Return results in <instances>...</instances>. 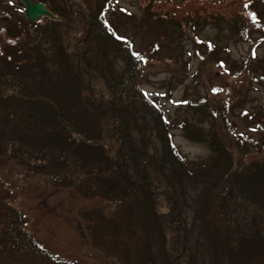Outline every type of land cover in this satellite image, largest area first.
<instances>
[{
    "label": "trees",
    "instance_id": "1",
    "mask_svg": "<svg viewBox=\"0 0 264 264\" xmlns=\"http://www.w3.org/2000/svg\"><path fill=\"white\" fill-rule=\"evenodd\" d=\"M40 1L55 16L36 25L50 44L18 38L23 25L14 27L11 38L24 41V48L7 51L0 44V168L12 163L30 178L96 199L80 216L104 264H191L188 211L199 217L208 245L228 264H264V122L254 126L262 139L239 129L231 118L230 89L222 105L193 101L192 109L209 125L203 130L185 120L181 127L188 139L205 142L211 157L186 161L172 147L158 107L137 83L145 58L100 22L97 5L83 19L69 6ZM199 2L175 3L197 13ZM232 7L230 20L248 21L233 25L244 38L255 12L247 0L240 9L234 0ZM117 57L122 66L115 64ZM219 63L223 67L225 59ZM12 198L10 185L0 178V264H75L25 230ZM155 249L164 250V262Z\"/></svg>",
    "mask_w": 264,
    "mask_h": 264
},
{
    "label": "rangeland",
    "instance_id": "2",
    "mask_svg": "<svg viewBox=\"0 0 264 264\" xmlns=\"http://www.w3.org/2000/svg\"><path fill=\"white\" fill-rule=\"evenodd\" d=\"M51 1L56 6H69L67 9L74 17L83 19L91 17L97 5L100 22L105 21L119 38L128 40L137 56L145 58L141 60L137 83L158 107L172 147L186 161L208 162L211 157L205 142H194L183 133L181 125L185 120L203 130L209 125L202 112L192 109V102L206 98L212 107L222 105L226 89H230L233 123L241 130H248L253 139L263 138L254 126L255 122H264V0H247L255 12V20L250 22L244 38L235 33L238 29L234 26L248 24L246 12L241 14L245 17L243 23L229 19L234 0L215 7L213 3L208 5L207 0H200L194 5L197 13L187 12L176 0L149 1L150 4L148 0H111L109 4L106 0H89L90 6L87 0ZM240 4L241 0L239 9ZM92 6L94 9L89 10ZM237 12L235 9L234 13ZM43 20L44 17L29 20L20 0H0L1 47L7 51L24 48V41L18 39L24 36L28 37V43L48 46L49 39L36 29ZM81 24L82 20L78 19L76 29ZM21 25L24 34L11 38L15 35L14 27ZM221 58L226 62L223 67L219 63ZM115 64L124 63L117 57ZM218 88H224V92ZM0 178L12 189L10 202L22 214L25 230L43 248L75 264H104L89 245L80 216L96 199L54 188L43 178H30L12 163L0 168ZM187 217L190 263L228 264L219 251L208 245L199 217L195 214L192 218L190 211ZM158 255L164 262V250Z\"/></svg>",
    "mask_w": 264,
    "mask_h": 264
},
{
    "label": "water",
    "instance_id": "3",
    "mask_svg": "<svg viewBox=\"0 0 264 264\" xmlns=\"http://www.w3.org/2000/svg\"><path fill=\"white\" fill-rule=\"evenodd\" d=\"M24 4V14L30 20H37L42 16L52 17L45 4L32 2L31 0H20Z\"/></svg>",
    "mask_w": 264,
    "mask_h": 264
},
{
    "label": "snow or ice",
    "instance_id": "4",
    "mask_svg": "<svg viewBox=\"0 0 264 264\" xmlns=\"http://www.w3.org/2000/svg\"><path fill=\"white\" fill-rule=\"evenodd\" d=\"M245 7H247V5H245ZM119 38V37H118Z\"/></svg>",
    "mask_w": 264,
    "mask_h": 264
}]
</instances>
